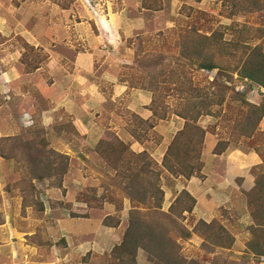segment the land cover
Returning <instances> with one entry per match:
<instances>
[{
	"label": "trees",
	"instance_id": "trees-1",
	"mask_svg": "<svg viewBox=\"0 0 264 264\" xmlns=\"http://www.w3.org/2000/svg\"><path fill=\"white\" fill-rule=\"evenodd\" d=\"M141 1L142 9L152 12L162 10L161 0ZM194 1L200 3L203 0ZM219 1L228 19L258 15L260 18L258 17L257 21L261 23L262 29L256 30L248 23H234L227 29L232 36L230 40H225L224 33L220 32H214L210 36L188 32L182 40V59L198 70L216 73L212 81H206L205 86L195 87L193 81L188 80L184 73L183 76L177 74V80L173 84L178 98L176 105L171 109L165 104V96L161 93V84L167 81L159 80V76H165L167 71L164 68L158 71L163 65L162 60L151 58L140 45L136 50L134 63L125 67L123 76L126 77L123 82L127 83L129 89L148 91L153 96L149 107L153 112L151 121H144L135 114L131 115L135 126L140 128L131 131L138 141L145 143L149 140L148 131L157 122L172 116L183 120L184 125L172 140L161 165L147 151L135 154L129 145L111 133L106 134L93 150L90 149L116 172L118 181L115 180L113 185L118 189V193L123 194L122 203L125 199L130 201L131 210L121 243L105 256L88 253L81 259L82 264H137L140 249L147 253L152 264H203L198 260L188 259L181 252V241L194 239H199L207 249L206 259L213 256L210 258L211 264H229L218 257L235 242V238L224 225L217 220L210 224L200 220L193 230L184 225L187 215H191L197 205V200L186 189L177 196L168 211L163 208V177L180 178L184 181L194 176L203 178V151L209 133L200 125L202 118L214 117L224 124L236 119L245 125L243 134L236 133V137L219 140L213 151L215 155L237 150L238 148L231 147L237 145V140L250 139L264 118V0ZM185 62L180 59L178 66L172 68V75L177 67ZM32 68L36 70L38 66ZM235 77L247 85L249 90L257 89L261 92L260 104H252L247 100V90L236 91ZM234 103H238L240 109L235 116ZM50 127L57 136L73 134L80 140L87 136L83 127L76 121L68 120L47 128L42 122H34L29 129L30 140L24 141L16 136L0 137V157L15 161L17 169L23 164L21 167L26 169L25 173L29 174L32 182L42 184L49 181V188L62 189L71 168V158L51 149L49 142L44 138L46 129ZM10 144L12 145L9 146L8 152L7 146ZM18 150H21V153ZM256 152L264 159V153L259 148ZM251 173L255 177V186L246 193V197L248 212L253 220L250 227L253 240L250 253L244 254L242 260L235 264H252V261L253 264H262L264 260V160L261 165L254 167ZM112 193L114 195V190ZM114 199L113 197L110 204L115 203ZM63 208L71 210L74 215L72 206ZM122 211L123 204L116 209L115 215L104 220V225L119 227ZM2 223L0 219V224ZM47 233L49 231L44 226L38 236L36 234L33 238H28V241L30 245L36 246L40 253L45 251L48 255L54 245ZM66 245V240L61 239L62 249Z\"/></svg>",
	"mask_w": 264,
	"mask_h": 264
},
{
	"label": "rangeland",
	"instance_id": "rangeland-1",
	"mask_svg": "<svg viewBox=\"0 0 264 264\" xmlns=\"http://www.w3.org/2000/svg\"><path fill=\"white\" fill-rule=\"evenodd\" d=\"M99 1L100 0H0V137L16 136L23 138L24 141L30 140L29 129L33 126L34 122H44L42 111L49 107V102L45 97L46 95L47 97L54 96V87L52 85L54 84L55 77L54 70L58 65L55 58L57 55L60 58L64 57L66 62L70 65L75 51L83 50L81 43H77L75 51L67 49V34L69 33L67 28L70 29L73 35L86 34L89 28L93 34L97 33L94 21H90L89 13L86 9L92 11L91 9L98 7L96 12H102L106 6H104L105 3H101V1L99 3ZM109 1L111 2V0ZM123 1L129 5V10L132 8L130 14L137 15L136 4L139 2L142 3V1L112 0V4L116 5V11L117 9H121L124 5ZM161 1L162 10L156 13H145V16H142V18L147 21L145 28L131 37L128 43L129 45L135 44L136 50L141 45L142 50L148 53L151 58L162 60L163 65L158 68V71L161 68L167 71L165 76H159V80L161 82L164 80L167 81L165 84H161V93L165 96V104L172 109V106L176 105L178 98L173 84V82L177 80V74L183 76L184 73L188 80L193 81L195 87L205 86L206 81L208 79L212 81L216 74L198 70L188 65V63L182 59V40L188 32L208 36L214 32H220L224 33L225 40H230L232 36L227 29L233 26L234 23H248L256 30L262 29L260 28L262 25L257 21L258 15L240 16L232 20L228 19L219 0H203L200 3H196L194 0ZM69 12H71V15H69ZM134 30H137L136 25ZM39 43H41L40 46ZM37 45L38 47H36ZM180 59L185 62V64L177 67V70L173 74L175 76L173 77L172 68L178 66V61ZM33 66H38V69L32 70ZM42 67L44 71H39ZM3 76L4 79H2ZM25 77L28 78V80L25 79ZM234 85L236 86V91L246 92L247 90V100L250 103H261L262 97L259 90H249V87L238 81L237 77H235ZM20 91L24 92L28 97V100H26V108L30 109L28 118H30L31 121H28L26 127L22 125V120L24 118L23 114L16 111L12 103L15 96L14 94ZM237 105L238 103H234V116L236 112L240 110ZM225 110L227 109L225 108ZM53 115L55 118V114ZM56 115L63 121L59 122L57 120L54 126H58L61 122L70 120L69 116L63 110L57 111ZM200 125L207 129L212 140L217 142L221 139L236 137V133L243 134L245 127L244 124L238 122L236 119H233V122L224 124L214 117L202 118L200 120ZM46 130L47 133L44 138L49 142L51 149L62 152L65 147L58 143L57 135H55V131H53L54 129L50 127ZM66 141L77 153V156L85 158L84 155H89L91 160H95V162L92 161V166L95 165L94 169L100 172V176H97L96 180L95 178L94 180H74L65 177V181H67L68 185L72 186L73 189L64 190V187L62 189L49 188V181L42 184L32 182L29 174L25 173L26 169L21 167L23 164L17 169L15 161L4 160L0 157V219L4 221V218L8 214H12L9 208L10 205L19 203L21 207L17 214H19L20 217L17 216L18 219L16 218V221L13 223L18 229H22L24 227V222H26L22 220V218L31 217L30 219L32 220H38L43 216L42 219L47 218L50 220L51 217H56L55 210H62L64 206L69 208L73 206V204H76L81 206L82 209H77L78 212L74 213V215L69 212L71 217L68 216L69 213L66 214V216L60 215L58 217L59 221H57L58 230H62V225L73 233H75L76 230L79 231L80 229H84V232L93 234V236L89 238L90 241H94L95 233L99 229V219H102L107 213L105 205L111 203L114 197L115 203H112V210L115 213L116 209L120 208V205L122 206L124 196L122 193H118V191H116L118 189L113 185L115 180V182L118 181L115 177V172L111 171L112 175L107 173L110 170L106 168L104 162L98 161L97 157L92 154L93 152L89 148L83 147L79 138H72L71 134L70 136H66ZM236 144L237 145H233L231 149L235 147L238 149L229 150L226 155L235 151H240L244 154L255 153L263 163V156L261 157L256 151L257 148H259L264 153V118L260 121L258 129L250 139L237 140ZM11 145L12 144L7 146L8 152ZM1 148L3 147L1 146ZM65 150L67 151V148ZM18 152L21 153V150H18ZM85 161L86 166L90 167V160ZM86 166L83 167L85 170L88 169ZM80 168H82V166H79V161L71 159L70 171ZM106 173L108 175H104ZM240 180L243 182V179L240 177L235 181L238 187L242 185ZM111 190H114V195ZM224 197L226 196H223V198ZM232 198L231 201H228V208H222L223 210L221 209V211H219L217 219V221L224 225L229 232L231 230L232 233H230L235 238L234 245L230 249L225 250L223 255H218L219 258L221 257L222 260H226L229 264H233L231 262H234V264L235 262H240L244 254L250 253V244L253 240L252 231L250 230V227L253 225V220L250 215L244 217L242 214V208L245 207L244 201L246 199L247 202V197L242 194H233ZM246 206L248 211V204H246ZM45 212L47 213L45 214ZM195 212L199 217L203 216L200 209ZM84 213L88 215L86 217L82 216ZM193 213L187 215V219L184 222V225L190 230H193L195 224L200 221L197 220L198 217ZM75 215L76 219H73ZM120 216L122 219V213H120ZM87 217L92 220H85L84 218ZM249 217L250 219H248ZM126 219L129 221V217L126 216ZM70 220H74L73 224H75V226L69 225L71 223L67 221ZM97 223L98 226H96ZM127 223L128 222L125 223L124 229ZM247 224L249 225L247 226ZM34 228L38 236L42 227L35 225ZM123 233L122 231L121 241ZM103 234L106 236V233ZM46 235L50 237L54 247H52L48 255L45 251L42 252L43 254L38 251L33 260L34 264H53L61 259V239L59 237L54 239L51 233H47ZM98 240L101 241V245L91 243L85 248L77 247L78 243L77 241L75 242L77 247L76 257L78 256V258L75 257V259L79 264H82L81 259L89 252L97 256H105L112 252L115 244L114 241H106L103 238H99ZM19 241V237L13 239L16 246ZM116 242L120 243L119 241ZM2 244L3 243L0 242V245ZM180 244L182 254L188 259L193 257L192 259L198 260L203 264L211 263L210 258L213 256L206 259L207 249L196 239L181 241ZM45 245H48V243H45ZM65 248H67V245L62 251ZM253 263L254 261H252V264ZM2 264L26 263L23 259H18L13 262V260L5 257ZM137 264H152L148 259L147 253L142 249L138 251ZM262 264H264V260Z\"/></svg>",
	"mask_w": 264,
	"mask_h": 264
},
{
	"label": "crops",
	"instance_id": "crops-1",
	"mask_svg": "<svg viewBox=\"0 0 264 264\" xmlns=\"http://www.w3.org/2000/svg\"><path fill=\"white\" fill-rule=\"evenodd\" d=\"M100 1L101 3H105L104 6H106L102 12H96L98 7L91 9L92 11L86 9L89 13L90 21H94L97 33L93 34L89 28L86 34L73 35L70 29L67 28L69 32L67 34V49L75 51L77 43H81L83 50L75 51L70 65L64 57L60 58L57 55L55 58L58 65L54 70L55 77L54 84L52 85L54 87V96L47 97L46 95L45 97L49 102V107L42 111L44 117L43 123L46 127H49L57 120L59 122L63 121L56 115L57 111L63 110L71 121L78 122L85 130L87 136L80 141L83 147L93 150L106 134L111 133L126 145H129L135 154L147 151L161 165L168 147L176 134L183 128L184 122L174 116L167 120H161L148 131L147 136L149 140H146L145 143L138 141L131 131L140 128L135 126L131 115L135 114L144 121H151L153 119V112L149 107L153 96L148 91L129 89L127 83L123 82L125 67L134 63L136 54L135 44L129 45L128 41L137 32H141L145 28L147 21L142 16L144 17L145 13L156 12L142 9L141 2H139L136 4L137 15H131L132 8L129 10V5L124 1V5L121 9H117V11L116 5L112 4V0L111 2L109 0ZM69 15H71V12H69ZM135 25L137 30H134ZM40 45L41 43H39ZM39 71H44V68H40ZM2 79H4V76ZM25 79L28 80L26 77ZM14 95L12 103L15 110L23 114L22 125L26 127L28 121H31L28 118L30 109L26 108L28 97L22 91L16 92ZM53 114H55V118ZM66 136H57L58 143L64 146L65 149L67 148V151L63 149L61 153L70 156L72 160H78L79 166H82L80 169L71 170L66 178L69 177L74 180H94L95 178L96 180V177L100 176V172L94 169L95 165L92 166V161L95 162V160H91L89 155H84L85 158L77 156L74 149L67 143ZM73 137L78 138L72 134ZM216 145L217 141H213L208 134L203 151V178L194 176L190 180L184 181L180 178L168 179L169 176L168 178L167 176L163 177V190L165 191L163 208L165 210H168L177 196L186 189L197 200L194 210L198 211L200 209L203 213V216L199 217L194 211L193 214L198 217L197 220L202 219L207 224H210L218 219L219 211L222 208H228V201L233 199V194L246 195V193L254 188L255 178L251 174V170L253 167L262 164L260 158L255 153L244 154L240 151L227 155H215L213 151ZM92 154L97 157L98 161H102L96 153L93 152ZM85 160H90V167L86 166ZM104 164L110 170L107 173L112 175L111 171L113 170L105 162ZM85 166L88 168L87 170L83 168ZM107 173L104 175H108ZM239 177L243 179L241 187H238L235 183ZM63 187L64 190L73 189L72 186L68 185L67 181H65ZM223 196L226 197L223 198ZM244 204L245 207L242 208V214L244 217H248L246 199ZM112 206L110 203L105 205L107 213L102 219H99V226L98 223L96 225L99 229L95 233L94 241H90L89 237L93 236V234L84 232V229L76 230L73 233L62 225V230H58V217L60 215L66 216L69 212L71 213V210L67 208L55 210L56 217H51L50 220L47 218L32 220L30 219L31 217H21L26 222H24L22 229H18L13 222L16 221L17 216L20 217L17 213L21 206L19 203L10 205L9 208L12 214H8L4 218L3 223L0 224V242L3 243L0 245V264L3 263L5 257L13 260V262L23 259L26 264H34L33 260L39 249L36 246L30 245L28 238L36 236L35 225L40 227L45 226L54 239L59 237L66 240L67 248L64 249L65 251L61 250V259L53 264H79L75 259L77 247L85 248L91 243L98 245L101 243V239L98 240L99 238H103L106 241H114V248L121 243V234L124 231L125 223L128 222L126 216L129 217L131 203L128 199L124 200L121 224L117 228L106 227L104 225V220L116 213V211L115 213L113 212ZM72 209L73 213H76L82 207L73 204ZM70 213L68 216L71 217ZM87 215V213H84L82 216L86 217ZM73 219H76V217H73ZM84 219L87 221L92 220L88 217ZM73 221L67 222L71 223L69 225L75 226ZM103 233H106V236ZM15 237L20 238L17 246L13 242ZM76 241L79 244H77V247ZM197 241L200 242L199 239ZM192 258L190 257V259Z\"/></svg>",
	"mask_w": 264,
	"mask_h": 264
}]
</instances>
